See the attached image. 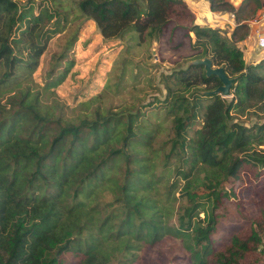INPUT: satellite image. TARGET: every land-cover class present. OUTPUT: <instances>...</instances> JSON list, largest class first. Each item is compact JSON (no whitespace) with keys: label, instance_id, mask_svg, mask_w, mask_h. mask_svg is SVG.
<instances>
[{"label":"trees","instance_id":"16d2710c","mask_svg":"<svg viewBox=\"0 0 264 264\" xmlns=\"http://www.w3.org/2000/svg\"><path fill=\"white\" fill-rule=\"evenodd\" d=\"M208 1L211 11L232 13L229 35L196 23L185 0L74 3L104 39L159 41L166 35L173 42L181 33L192 41V55L182 60L188 66L161 78L173 135L155 175L160 150L151 148L153 134L139 111L98 105L93 116L72 123L55 115L27 79L14 83L35 72L47 39L68 21L62 0H50L53 7L38 3L36 14L0 0V264H132L139 250L166 237L178 239L185 252L186 263L178 258L179 264H264L262 223L251 221L239 233L229 229L232 216L223 219L216 211L228 196L224 182L247 171L258 178L264 168V121L237 120L250 109L264 115V60L245 63L238 45L263 0H242L237 8ZM63 56L54 60L44 90L69 71L72 61L55 68ZM205 58L234 78L229 100L209 93L219 79L192 63Z\"/></svg>","mask_w":264,"mask_h":264},{"label":"rangeland","instance_id":"374dc122","mask_svg":"<svg viewBox=\"0 0 264 264\" xmlns=\"http://www.w3.org/2000/svg\"><path fill=\"white\" fill-rule=\"evenodd\" d=\"M15 1L19 6L18 12L23 8L27 10L32 8L31 12L36 14L38 3H43L41 4L43 6H54L49 3L50 0ZM185 1L196 23L219 28L227 34L232 31L231 24L225 19L226 15L232 17L229 11H211L208 0ZM226 1L235 8L242 2V0ZM62 2L63 9L69 13L68 21L60 32L47 39L46 50L40 57L39 66L35 72L31 75L24 73L23 77L16 79L14 83L18 85L27 79L29 82L24 84L31 83L34 92L41 91L45 101L55 107V115L69 118L72 123H76L78 118L84 115L93 116L98 105L105 111L126 110L123 111L124 113L139 111L140 123L148 127L153 134L151 148L160 150L154 158L155 175H159L165 160L164 153L166 149H169L165 142L173 135L172 116L164 105L167 91L161 78L188 66L189 63H182V60L192 55V41L189 42L188 37H184L181 33L174 38L173 42L166 35L159 41L152 39L140 41L133 35H126L120 39H104L92 20L78 15L72 0H62ZM211 12L226 15L221 18ZM189 36L193 40L192 32H189ZM246 44L254 45V47L256 45L254 41H248ZM247 45L243 48L246 49ZM61 54L64 56L55 67L57 71L64 70L69 61H72L71 67L58 86L44 90L47 73L55 64L54 60ZM261 60L264 59H260L255 64ZM245 63L250 61L247 60ZM185 93L189 91L186 90ZM94 97H97L98 101L93 100ZM231 97L222 96L227 100ZM252 111L253 109H250L249 112ZM249 112L237 117V120L246 125L264 121V115L261 113L256 116ZM193 126L197 127L196 123H193ZM189 135H192V131ZM164 145L165 150H163ZM263 170L264 168L261 169L262 174L258 178L255 177L256 173L247 171L239 180L231 179L224 182V191L228 196H223L216 211L223 219L233 217L229 222V229L236 226L239 233H244L248 230L251 221H259L264 226V218L260 213L261 201H264ZM180 184H183L182 180ZM176 195H179V190ZM183 203L186 204L185 198ZM173 213L172 223L175 222L177 208L173 209ZM262 245L264 246V242ZM183 254L185 252L179 240L166 237L152 247L146 246L139 250L138 259L132 264L170 261L179 264L177 261L181 259L178 258H182L186 263Z\"/></svg>","mask_w":264,"mask_h":264},{"label":"water","instance_id":"95a60500","mask_svg":"<svg viewBox=\"0 0 264 264\" xmlns=\"http://www.w3.org/2000/svg\"><path fill=\"white\" fill-rule=\"evenodd\" d=\"M192 63L202 64L204 66L206 76L214 75L219 79L221 84L209 93L220 94L223 97H228L231 95V88L234 83V78L229 77L223 67H214L209 58L196 60Z\"/></svg>","mask_w":264,"mask_h":264},{"label":"built area","instance_id":"2783aa9c","mask_svg":"<svg viewBox=\"0 0 264 264\" xmlns=\"http://www.w3.org/2000/svg\"><path fill=\"white\" fill-rule=\"evenodd\" d=\"M249 26L248 35L252 37L259 51H264V0L258 14L246 22Z\"/></svg>","mask_w":264,"mask_h":264},{"label":"crops","instance_id":"0c3cea01","mask_svg":"<svg viewBox=\"0 0 264 264\" xmlns=\"http://www.w3.org/2000/svg\"><path fill=\"white\" fill-rule=\"evenodd\" d=\"M213 15L215 12H211ZM215 14H220V13H215ZM226 14H221V15H218L219 17L221 18H224ZM232 17L230 18L228 15H226L227 18V21L231 24V28H234L235 26V20H234V17L233 15H231ZM231 20V21H230ZM234 25V26H233ZM230 33V32H229ZM229 35V34H228ZM248 41H254V39L252 37H250L249 35H247V37L242 40V41H239L238 45L240 46V48L242 49V52H243V58L245 61L249 60L250 62L252 61L253 63L255 62H258L260 59H264V51H259L255 45H247L246 43ZM255 42V41H254ZM244 45H247V48H243Z\"/></svg>","mask_w":264,"mask_h":264}]
</instances>
